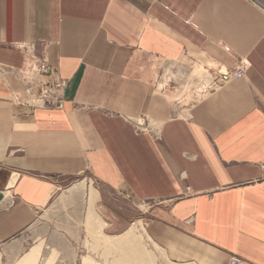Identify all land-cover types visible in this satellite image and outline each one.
I'll use <instances>...</instances> for the list:
<instances>
[{"label":"crops","instance_id":"1","mask_svg":"<svg viewBox=\"0 0 264 264\" xmlns=\"http://www.w3.org/2000/svg\"><path fill=\"white\" fill-rule=\"evenodd\" d=\"M27 45L68 81L63 109L12 99ZM181 59L218 67L202 100L160 83ZM262 164L264 0H0V264H37L39 246H8L75 177L155 202L140 264H264ZM102 244L98 264H129Z\"/></svg>","mask_w":264,"mask_h":264},{"label":"rangeland","instance_id":"2","mask_svg":"<svg viewBox=\"0 0 264 264\" xmlns=\"http://www.w3.org/2000/svg\"><path fill=\"white\" fill-rule=\"evenodd\" d=\"M213 69H218V67L212 64L208 69L197 72L193 63L188 59L185 61L181 59L174 64L171 70L167 67L165 76L160 77L159 80L160 83L164 80L174 81L177 89L181 87L187 92L188 101L184 103L188 104L191 100H202L205 91L198 80L201 74L209 77ZM220 87L211 83L208 92ZM195 92H200L199 96L193 94ZM26 94L25 89L21 90L16 96L13 95L12 99L20 101L24 98L26 100ZM26 101L23 100L24 103ZM54 109H63V107ZM138 131L145 132L141 128ZM261 167L264 165L262 164ZM84 178L68 179L63 189L59 191L55 202L40 212L36 222L20 235L16 242L9 244L8 255L16 253L15 248H21V254H24L33 247L39 246L42 252L37 264H98L96 261L104 252L100 251V245H103V240H105L106 244L117 242L118 245L123 246L125 249L123 258L130 259L129 264L135 260L137 263L132 264H140L138 263L140 255L132 258L140 250L133 249L140 245V241L132 240L141 239L146 246V220L155 202L138 204L128 195L119 194L108 188L101 189L103 200H100V194L95 189L97 187L92 177H86L87 181ZM81 184L84 186H80ZM121 233L123 234L118 238L112 237ZM19 258H8L7 256L4 264H8L9 261L11 264H13L12 261L18 264Z\"/></svg>","mask_w":264,"mask_h":264},{"label":"built area","instance_id":"3","mask_svg":"<svg viewBox=\"0 0 264 264\" xmlns=\"http://www.w3.org/2000/svg\"><path fill=\"white\" fill-rule=\"evenodd\" d=\"M25 56L26 66L21 71V78L29 96L26 103L33 107L62 108L64 103L63 91L68 81L61 78L57 71L52 70L46 60L36 56L34 45L26 46ZM248 69L247 63H241L239 67L228 70L226 75L219 73L220 78L215 79L214 84L216 87H220V85L231 81L244 80ZM45 77H48V82L39 79ZM38 89L39 92H37ZM233 264H242V261L236 259Z\"/></svg>","mask_w":264,"mask_h":264},{"label":"water","instance_id":"4","mask_svg":"<svg viewBox=\"0 0 264 264\" xmlns=\"http://www.w3.org/2000/svg\"><path fill=\"white\" fill-rule=\"evenodd\" d=\"M219 73L221 75H226L228 73V70H226L225 68H222Z\"/></svg>","mask_w":264,"mask_h":264}]
</instances>
